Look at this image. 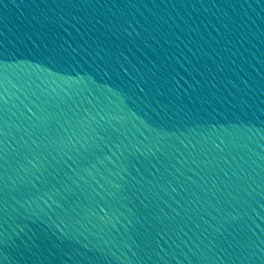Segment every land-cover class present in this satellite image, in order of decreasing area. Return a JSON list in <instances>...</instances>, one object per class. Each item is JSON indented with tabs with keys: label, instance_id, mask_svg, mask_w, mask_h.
<instances>
[{
	"label": "water",
	"instance_id": "water-1",
	"mask_svg": "<svg viewBox=\"0 0 264 264\" xmlns=\"http://www.w3.org/2000/svg\"><path fill=\"white\" fill-rule=\"evenodd\" d=\"M0 264H264V0H0Z\"/></svg>",
	"mask_w": 264,
	"mask_h": 264
}]
</instances>
